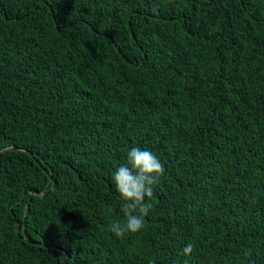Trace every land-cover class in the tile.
Wrapping results in <instances>:
<instances>
[{
    "label": "trees",
    "instance_id": "1",
    "mask_svg": "<svg viewBox=\"0 0 264 264\" xmlns=\"http://www.w3.org/2000/svg\"><path fill=\"white\" fill-rule=\"evenodd\" d=\"M133 147L165 171L118 238ZM65 256L264 264V0H0V264Z\"/></svg>",
    "mask_w": 264,
    "mask_h": 264
},
{
    "label": "clouds",
    "instance_id": "2",
    "mask_svg": "<svg viewBox=\"0 0 264 264\" xmlns=\"http://www.w3.org/2000/svg\"><path fill=\"white\" fill-rule=\"evenodd\" d=\"M164 165L150 150L131 148L127 163L120 165L112 175L116 191L124 201L121 206L122 220H113L108 230L118 238L137 233L145 227V218L153 208V186L164 174ZM193 244H187L183 253L190 256Z\"/></svg>",
    "mask_w": 264,
    "mask_h": 264
},
{
    "label": "water",
    "instance_id": "3",
    "mask_svg": "<svg viewBox=\"0 0 264 264\" xmlns=\"http://www.w3.org/2000/svg\"><path fill=\"white\" fill-rule=\"evenodd\" d=\"M14 148H17V147H15V146H10V147H9V149H14ZM22 150L26 151L25 149H22ZM26 152H27L29 155H32L29 151H26ZM34 161L36 162V164H38V165L40 166V164L38 163L37 160H34ZM40 167H41V166H40ZM41 169H42V171H43L45 174H47V175L49 176V178L53 181L52 176H51V175H50L45 169H43L42 167H41ZM30 194L41 195L40 192H39V191H36V190H33ZM23 233H24V230H23ZM23 238H24L26 241L30 242V243H35V244L39 243V242H36V241L31 240V239L28 238L26 235H24ZM42 245H48V244H45V243H44V244H42ZM65 259H66V256L63 258L61 264L64 262Z\"/></svg>",
    "mask_w": 264,
    "mask_h": 264
}]
</instances>
